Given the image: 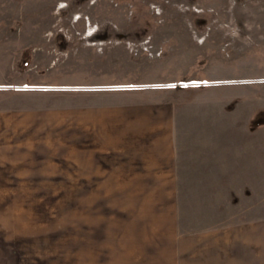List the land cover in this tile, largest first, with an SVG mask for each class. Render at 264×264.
Segmentation results:
<instances>
[{
  "label": "rangeland",
  "instance_id": "374dc122",
  "mask_svg": "<svg viewBox=\"0 0 264 264\" xmlns=\"http://www.w3.org/2000/svg\"><path fill=\"white\" fill-rule=\"evenodd\" d=\"M113 99L175 105L180 226L164 181L0 169V264H208L206 233L229 223L230 264H264V166L239 152L264 142V0H0V109ZM224 131L231 162L212 163Z\"/></svg>",
  "mask_w": 264,
  "mask_h": 264
},
{
  "label": "crops",
  "instance_id": "0c3cea01",
  "mask_svg": "<svg viewBox=\"0 0 264 264\" xmlns=\"http://www.w3.org/2000/svg\"><path fill=\"white\" fill-rule=\"evenodd\" d=\"M178 135L175 105L168 100H69L53 106L17 105L0 109V169L51 170V162H63L62 168L80 171V181H164V194H159L164 205H159V210L167 218L165 226L176 228L181 216L175 189L179 181ZM258 136L240 146L241 161L251 164V168L264 166V142L262 136L258 141ZM223 138L219 145L209 146L212 163L231 162L230 132H225ZM73 146L77 147L79 164L74 167L70 165ZM19 159L39 165H16ZM260 230L257 220L250 221L239 243L252 249L254 236L257 247ZM206 236L209 249L219 251L218 257L208 258V264H230L231 223L213 227ZM147 245L145 249H149Z\"/></svg>",
  "mask_w": 264,
  "mask_h": 264
}]
</instances>
